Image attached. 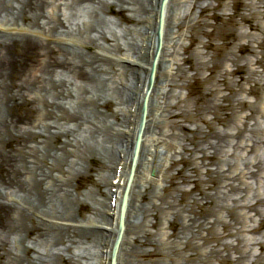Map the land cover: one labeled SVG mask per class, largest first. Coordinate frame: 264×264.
I'll return each mask as SVG.
<instances>
[{"label":"bare ground","instance_id":"obj_1","mask_svg":"<svg viewBox=\"0 0 264 264\" xmlns=\"http://www.w3.org/2000/svg\"><path fill=\"white\" fill-rule=\"evenodd\" d=\"M205 1L167 0L157 49L162 0H0V264H112L146 95L114 264H147L142 258L154 255L171 264L252 260L254 247L261 244L252 232L264 226L263 221L258 227L248 223L264 218V195L254 194L259 196L255 203L249 200L255 181L264 180V129L252 124V106L250 116L235 122L239 105L245 106L235 85L239 90L241 80L260 85L264 39L252 36L250 48L235 45L253 56L241 60L230 46L234 31L203 29L206 10L216 7ZM237 1L232 0L234 7ZM245 9L252 15L249 4ZM106 13L118 15L120 23L102 17ZM240 16L264 32L250 17ZM223 21L238 24L234 14ZM184 29L192 44L196 33L208 38L218 33L223 39L214 46L218 52L211 67L203 61L189 65L193 78L210 70L205 81L211 86L196 97L194 112L181 104L182 89L190 85L184 64L191 57L179 61L175 35ZM199 43L214 48L212 42ZM191 45L185 53L193 50ZM227 74H239L240 80L234 83ZM221 85L231 96L220 94ZM207 115L233 131L209 126ZM203 119L209 121L208 131L183 123ZM242 153L247 159L236 162ZM180 154L184 168L174 174L171 168ZM96 155L97 178L92 188L81 191L77 180L93 169ZM195 178L203 185L197 193L185 187ZM162 218L172 229L165 241L156 237Z\"/></svg>","mask_w":264,"mask_h":264},{"label":"rangeland","instance_id":"obj_2","mask_svg":"<svg viewBox=\"0 0 264 264\" xmlns=\"http://www.w3.org/2000/svg\"><path fill=\"white\" fill-rule=\"evenodd\" d=\"M208 2L205 1L204 5H206ZM213 6H216L215 9H207L206 10V16L202 17L205 20H207L208 24L204 25L203 29L206 32H216V30L214 29L215 27H224L226 26L228 29L234 31V35L236 36V39L232 41V43L230 44L231 47H233V51H235L236 54L241 55V60H245L249 57H253L252 54H249L247 52H244L243 54H241L238 50V48L235 47V45H238V43L240 44H246L247 48H250V45L248 44V41L250 40V38L252 36L254 37H258V41H261L262 39H264V32L260 33L258 30H254L252 28L249 27L248 22H244L243 20H241V14L248 16L251 18V22L253 23H258L264 30V0H238L236 2V5L234 7L232 0H212ZM249 4L251 6V11H252V15L250 14V12L248 10L245 9V5ZM185 5H183L182 10L185 9L184 7ZM129 13H125L123 16H125V18L128 16ZM235 15V19L237 20L238 24L236 26H233L232 23H226L223 20L227 19L228 17ZM102 17H106L109 20H114L116 22L120 23V19L119 16L114 14V13H106L103 14ZM122 25H129L128 23H125L124 21L121 22ZM175 41H177V46H176V52H177V56L179 58L180 62H183L182 58L184 56H190L191 59H189L185 64V68L188 70V76L190 78V85L188 86V88H183L182 89V93H181V97L183 102L181 103L182 105H187L191 112H194L195 109V101H196V97H199L201 94H203V91H205L206 88L211 86V83L209 81H205V79L210 75V70L209 69H205L204 71H201L199 73V77L198 78H193V74L194 71L190 69L189 65L193 62L196 61H203L206 62L207 64H209V67L212 66V59L213 56L216 54V49L214 46H218L221 45L223 43V39L222 37L217 33H214V36L211 37H206L205 35L201 34V33H196V41L195 43L192 44L191 41V37L190 34L188 32L185 31V29L183 31L178 32L175 35ZM200 40H203L204 42H212L213 43V47L214 48H205L203 47V45L201 43H199ZM192 44V45H191ZM252 45L255 46V48L257 50H259L260 48L257 47L258 43H251ZM191 48L193 47V50L190 49V52H186L185 53V46H190ZM254 68H259V70H262L261 67L258 66V64H253L251 65ZM236 66H231L229 67V70L234 69ZM244 73V72H243ZM228 80L236 83L235 81L240 80L239 74H235V75H230L227 74ZM262 79L260 80V85L255 86V82H246L245 80H241L240 83L242 85V88L239 90L238 88L240 86H236L237 88V94L238 97H241L243 100V103L245 106H241L239 105L238 107V113L235 114L234 119L235 122L237 124H241L242 121L245 119L244 115H248L250 116L251 111L249 110V107L252 106L253 110H254V115H253V120L251 121L252 124H256L257 127H259L260 129H264V73L261 76ZM220 87V86H219ZM253 88L254 91L250 92L249 88ZM222 88V93H220L221 95L223 94L226 97L231 96L230 92L228 89H225V87L223 85H221ZM152 89V88H151ZM241 94V95H239ZM220 98H222L221 96H219ZM203 99V98H202ZM241 100V101H242ZM219 102H222L224 104L228 103L227 100H219ZM182 108H184V106H182ZM104 110V112L106 113H110V110L106 109H102ZM175 110V108H174ZM176 111H179L178 109ZM208 119L210 121L209 126H213L215 129L217 130H222V129H229L231 131H233L232 127L230 126H223L222 124H219L216 122V120L213 118V115H207ZM177 119H181V117H177ZM207 121V122H209ZM207 122L203 119V121L201 120H195V121H183L184 125L190 128H194L195 126L200 127L201 129L208 131L209 127ZM189 128V129H190ZM264 136V135H263ZM264 150H261V153ZM260 153V154H261ZM174 154V152L172 153ZM183 157H187V155H183ZM252 158L254 157L253 155L251 156ZM181 158V154L177 157V164L171 168V171L176 174V172L180 169L184 168L183 163L180 160ZM246 158V153H242L240 155L239 158H236L235 161L242 163L243 161H245ZM99 164H100V158L96 155L92 161V166L93 169H91L90 172H88L87 175L82 176L80 179L77 180V183L81 186L80 190L81 191H85L88 188H92V180L95 178H97V170H99ZM209 167H214V165H209ZM87 172V171H86ZM151 176H154V172L153 170H151L150 172ZM260 180V179H259ZM75 183V182H73ZM259 184V185H258ZM154 186V184H152ZM164 186L169 185V183L167 181H164ZM203 185L199 184L198 181L195 179H193L192 181L186 182L185 183V187L188 190H192L193 193H197L198 191H196V189L202 187ZM257 186H260V191H255ZM157 188V187H156ZM162 193V189L159 188L157 189ZM210 190V189H209ZM208 191V190H207ZM263 194L264 195V180L262 179L261 182H256L253 184V190L251 193V198L249 199L250 202L255 203L256 200L258 199L259 196L254 198V194ZM197 196V195H196ZM200 196V195H198ZM253 196V197H252ZM148 197H150V194L148 195ZM147 197V198H148ZM261 197V195H260ZM141 201V200H140ZM146 202V200L144 201V203ZM196 209L199 211L200 208L196 207ZM86 216L89 215V212L86 210L85 211ZM255 214V212L251 211V216H253ZM264 217V216H263ZM263 221L264 222V218L260 219L257 217V221H254L252 219H248V223H250L251 225H255L256 227L259 226L260 222ZM159 226L157 228H160L157 232V239L159 238L161 241H165L168 237V234L172 233V229L170 227L169 221L166 220L164 221L163 218L162 220L159 222ZM153 231L156 230V228L152 229ZM165 231L167 233V235H164L162 232ZM252 232V231H251ZM252 234H255V236H257L258 238V242H261V244H257L255 248V255L252 257V260L248 263V264H264V226L260 227V229L256 230L255 232H252ZM251 234H249L250 236ZM244 237V236H243ZM172 238V237H171ZM229 241V239H227ZM250 248L254 245L249 244ZM149 250H153V247H148ZM188 253V251L186 252ZM238 255V254H236ZM255 257H261L262 261L258 262V261H254L256 258ZM153 260H157V261H162L164 264H171V261L168 259H164L162 256L160 255H154L151 257H146V258H142V261L144 263L149 264L151 261ZM204 264V263H202ZM214 264H233L232 260H227L225 262H219V261H215Z\"/></svg>","mask_w":264,"mask_h":264},{"label":"water","instance_id":"obj_3","mask_svg":"<svg viewBox=\"0 0 264 264\" xmlns=\"http://www.w3.org/2000/svg\"><path fill=\"white\" fill-rule=\"evenodd\" d=\"M167 0H163L162 2V6H161V12H160V20H159V25H158V30H157V36H158V46L157 49L160 48L161 45V37H162V26H163V14H164V4L166 3ZM156 58L153 62V66L151 69V73L149 76V86H151L152 81H153V77H154V73H155V62ZM145 112H146V103H144L143 105V112H142V118H141V123H140V129L137 135V139L135 141V145H134V151H133V156H132V166H131V171L129 174V178H128V184H127V189L125 191L124 197H123V201H122V210H121V215H120V230H119V236H118V240L116 242V245L114 247V251H113V261L115 258V252L117 250V246L119 243V239L122 233V229H123V218H124V210L126 207V203H127V194H128V188L131 184V181L133 179V175H134V169L137 163V158H138V154L140 151V146H141V136H142V131H143V125L145 122Z\"/></svg>","mask_w":264,"mask_h":264}]
</instances>
